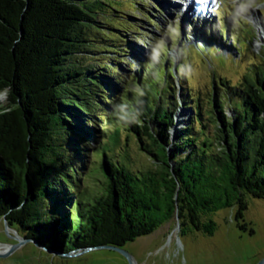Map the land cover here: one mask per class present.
I'll return each instance as SVG.
<instances>
[{
    "label": "trees",
    "instance_id": "obj_1",
    "mask_svg": "<svg viewBox=\"0 0 264 264\" xmlns=\"http://www.w3.org/2000/svg\"><path fill=\"white\" fill-rule=\"evenodd\" d=\"M124 1L0 0V220L57 253L125 248L175 218L180 239L214 236L224 211L246 231L248 200H264V67L215 82L207 108L178 66L193 117L172 141V70L108 76L129 53ZM131 137L152 166H133Z\"/></svg>",
    "mask_w": 264,
    "mask_h": 264
},
{
    "label": "rangeland",
    "instance_id": "obj_2",
    "mask_svg": "<svg viewBox=\"0 0 264 264\" xmlns=\"http://www.w3.org/2000/svg\"><path fill=\"white\" fill-rule=\"evenodd\" d=\"M179 1H124L121 11L129 16L128 21L133 27L124 33L129 53L120 57V66L108 73L113 82L115 79L128 82L142 71L148 60L155 67L161 63L172 70L178 101L174 127L168 132L172 141L193 117L190 108L183 105L188 94L181 87L176 72L178 66L182 76L184 66L188 72V97L199 98L201 105L207 108L214 95L215 82L223 90L218 84L220 79L230 81L234 86L242 81L243 75L252 71L253 65L264 67V0H190L196 9L192 15L187 5ZM254 12L260 25L252 18ZM159 71L157 68L152 74L158 77ZM218 95L225 97V91H219ZM238 101L233 97L234 105H238ZM0 103L7 104L6 94L0 96ZM225 108L228 116H233L229 99ZM129 141L133 166L136 169L152 166L151 159L140 150L138 140L131 137ZM90 145L93 146L92 142ZM97 177L87 181L93 192L99 187ZM248 205L246 231L234 220V211H224L214 217L218 224L214 236L191 232L180 239L179 223L175 218L154 234L124 248L132 256L133 263L118 252L99 249L74 257H58L48 264H260L264 260V200L249 199ZM6 226L1 219L0 244H18L15 238L19 235ZM27 246L23 245L10 256L0 257V264H47L43 255Z\"/></svg>",
    "mask_w": 264,
    "mask_h": 264
},
{
    "label": "water",
    "instance_id": "obj_3",
    "mask_svg": "<svg viewBox=\"0 0 264 264\" xmlns=\"http://www.w3.org/2000/svg\"><path fill=\"white\" fill-rule=\"evenodd\" d=\"M3 220L7 224L6 219L3 218ZM6 227L10 228L8 226V224ZM14 232H16V231H14ZM15 234H18V233L16 232ZM15 240L18 241V244L8 245V246H10V249L8 250L7 253L0 254V257L10 256L14 252L18 251L23 245H29V246H27V248L31 247L35 250L36 254L43 255V258H44L45 262H47V264L50 263V261H52L58 257H74V256H79V255L88 253L90 251L99 250V249H106V250H112V251L118 252V253L122 254L124 257H126L131 263H133L132 256L124 248H118V247H114V246H102V247H96V248H88L86 250H83L80 254L73 255V253H75V251L70 252V253H57L55 251L49 250L48 248L44 247L43 245L39 244L37 241H35L33 239H24V238L18 236V239L15 238ZM260 264H264V260Z\"/></svg>",
    "mask_w": 264,
    "mask_h": 264
},
{
    "label": "bare ground",
    "instance_id": "obj_4",
    "mask_svg": "<svg viewBox=\"0 0 264 264\" xmlns=\"http://www.w3.org/2000/svg\"><path fill=\"white\" fill-rule=\"evenodd\" d=\"M184 1H186V2L184 3V2H182L181 0H180L179 2L182 3V4L187 5V7H188V9H189V14L192 15L193 13H196V9H194V7L192 6L190 0H184ZM252 18L256 21V23H258V24L260 23L259 20H258V17H257V15H256L255 12L252 14ZM259 25H260V24H259ZM263 40H264V39H263ZM185 116H186V115H185ZM182 119H185L184 116H182ZM180 121H181V120H180ZM183 121H184V120H183ZM183 121H182V122H183ZM177 122H178V121H177ZM181 127H182V126H181ZM175 128H177L176 130H178V128H179L178 123H176ZM9 249H10V246L0 244V253H1V252H6V251H8Z\"/></svg>",
    "mask_w": 264,
    "mask_h": 264
}]
</instances>
